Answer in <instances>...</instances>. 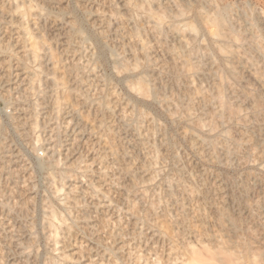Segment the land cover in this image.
<instances>
[{"label": "rangeland", "instance_id": "rangeland-1", "mask_svg": "<svg viewBox=\"0 0 264 264\" xmlns=\"http://www.w3.org/2000/svg\"><path fill=\"white\" fill-rule=\"evenodd\" d=\"M9 1L0 0V264H48L52 256L55 264H178L193 257V246L204 254L211 251L213 258L226 253L221 264H233L244 248H252L254 259L264 264V121L259 111L264 82L256 74L264 66V0H177L184 5L181 15L172 1L158 0L157 5L154 0L152 8L165 16L163 35L153 30V18L147 21L143 10L138 12L126 0H32L47 16L24 19L12 13ZM23 5L25 9L27 3ZM215 7L224 9L230 29L225 32L234 38L230 42L228 35L229 40L211 35L213 24L197 22L196 11L213 14ZM184 22L194 23L195 31L171 30L172 23ZM33 40L41 47L34 56L29 46ZM189 46L195 47L198 69L183 74L169 70L172 49ZM249 60L257 63L255 71ZM229 65L243 77H233ZM137 74L146 76L144 93L131 88ZM220 80L226 82L230 102L249 120L246 126L240 119L218 123L210 117L214 104L199 94H212ZM10 114L26 118L25 125ZM197 120L208 124L200 129ZM211 122L216 129L208 131ZM218 131L244 140L241 148L225 155ZM211 135L221 144L215 148L218 158L205 144L214 139ZM37 136L44 146L35 143ZM44 153L60 163L41 167L37 156ZM59 186V194L53 193ZM49 204L56 226H48ZM220 211L233 220L234 233L224 228ZM54 239L56 254L51 251Z\"/></svg>", "mask_w": 264, "mask_h": 264}, {"label": "bare ground", "instance_id": "bare-ground-1", "mask_svg": "<svg viewBox=\"0 0 264 264\" xmlns=\"http://www.w3.org/2000/svg\"><path fill=\"white\" fill-rule=\"evenodd\" d=\"M11 1V2H10ZM9 2L12 4H10L12 7H13V12L12 13H15V12H18L19 14H21V17H23V19H24V17H27L28 15H33V17L34 16H39L40 17V15H44V16H47V14L45 13V11L43 12V10L42 9H44V7L42 8V6L41 7H38V6H40L38 3H36V5H34L33 3H32V0H10ZM50 1H52V0H50ZM134 1V0H133ZM131 2L130 0H126V2L127 3H129V4H131L132 5V8L134 7L135 8V10H143V12L145 13V15H147V16H145V18H147L148 20L147 21H149V19L150 18H153L152 20H153V23H154V21H155V23H154V25H151L152 26V28H153V30L155 31V32H157V35H158V33H160V34H162L163 35V30H165L167 27H165V29H163L164 28V25H163V23H164V17L165 16H163V14L161 13V12H159V11H155L154 9L155 8H152V4H153V1L154 0H139L138 2L136 1H134V2ZM165 1H167V0H165ZM169 1H172L174 4H175V7L177 8V12H178V14H182L184 11H185V9L183 8L184 7V5H183V7H182V5L179 3V1H177V0H169ZM182 1V0H181ZM122 2H124V1H122ZM26 3H27V6H26ZM146 3H147V5H146ZM22 4H24L26 7H25V9H22ZM46 4H48V3H46ZM124 4H126V3H124ZM23 5V6H24ZM146 5V6H145ZM156 5V4H155ZM157 5H159L158 4V0H157ZM166 5H168V3L166 4ZM186 5V4H185ZM10 6V7H11ZM154 6V5H153ZM48 7H50L49 5H48ZM126 7H128V6H126ZM131 7V6H130ZM158 7V6H157ZM168 7V6H167ZM186 7H188V6H186ZM129 8V7H128ZM160 8V7H159ZM158 8V9H159ZM163 8V7H162ZM194 8V7H193ZM216 8V7H215ZM10 9H12V8H10ZM52 9V8H51ZM161 9V8H160ZM166 9V8H165ZM168 9V8H167ZM198 8H196V10H197ZM217 9V8H216ZM216 9H214L215 10V12L212 14V12L210 13H204V12H202L201 10H199V11H196L197 13H195L196 15V18H197V22H200L201 23V25H207L208 23H211V24H213L214 26H215V30L213 31V32H211V35H213V37H214V35H217V36H222L221 38H228V36L230 35V34H232V32L230 33V31H229V35L225 32V30L227 31L228 29H229V25H228V23H227V19H226V17H225V12H224V9L223 10H218L217 9V11H216ZM32 10H34L35 12H32ZM45 10H49V8L47 9H45ZM135 10H134V12H135ZM3 11V10H2ZM11 11V10H10ZM52 11V10H51ZM174 11H176V10H174ZM173 11V12H174ZM139 12V11H138ZM141 12V11H140ZM18 13H16V14H18ZM143 13V14H144ZM169 14H171L170 12H168ZM3 14V13H2ZM11 14V13H10ZM18 14V15H19ZM61 14V13H60ZM59 14V15H60ZM136 14V13H135ZM164 14H165V12H164ZM175 14V13H174ZM174 14H172V16L174 15ZM51 15V14H50ZM55 15H56V13H55ZM115 15V14H114ZM114 15H112V18H113V16ZM119 15V14H118ZM121 15V14H120ZM133 15V14H132ZM4 16V15H3ZM168 16V15H167ZM178 16V15H177ZM176 16V17H177ZM19 17H20V15H19ZM20 17V18H21ZM29 17V16H28ZM59 17V16H58ZM104 17V16H103ZM119 17H121V16H119ZM118 17V18H119ZM123 17V16H122ZM149 17V18H148ZM170 17V16H169ZM168 17V18H169ZM175 17V16H174ZM38 18V17H37ZM105 18V17H104ZM107 18H109V17H107ZM106 18V19H107ZM117 18V19H118ZM172 18V17H171ZM103 19V18H102ZM105 19V21H107ZM121 19H123V18H121ZM121 19H119V20H121ZM138 19H140V18H138ZM174 19V18H173ZM4 20V19H3ZM125 20V19H124ZM151 20V19H150ZM37 21V20H36ZM102 21H104V20H102ZM141 21V20H140ZM230 21V20H229ZM118 22H120V21H118ZM138 22V21H137ZM136 22V23H137ZM152 22V21H151ZM165 22H166V20H165ZM168 22V21H167ZM166 22V23H167ZM70 23V22H69ZM148 23V22H147ZM169 23H171V22H169ZM185 24L183 25H177V24H175V23H172V26L171 25H169V26H171V30L173 29V30H176L177 32L178 31H182V28H184L183 29V31L185 30V29H189V30H191V31H195V29H196V26H195V24L194 23H192V22H188V23H186V22H184ZM108 23H106V26H108L107 25ZM149 24V23H148ZM181 24V23H180ZM72 25V24H71ZM163 25V26H162ZM200 25V26H201ZM104 26H105V22H104ZM166 26H167V24H166ZM142 27V26H141ZM150 27V26H149ZM148 27V28H149ZM106 28H108L109 29V27H106ZM151 28V27H150ZM170 28V27H169ZM168 28V29H169ZM103 30V29H102ZM105 30V29H104ZM230 30V29H229ZM80 32V31H79ZM136 32H137V30H136ZM151 32V31H150ZM154 32V33H155ZM165 32H166V30H165ZM197 32V31H196ZM73 33V32H72ZM103 33V32H102ZM26 34V33H25ZM81 34H82V32H81ZM99 34H101V33H99ZM133 34H135V33H133ZM179 34H180V32H179ZM154 35H156V34H154ZM161 35V36H162ZM228 35V36H227ZM134 36H136V37H138V35H134ZM142 36V35H141ZM160 36V37H161ZM227 36V37H226ZM231 36V35H230ZM229 36V38H230V40H229V38L227 39V40H229V42L231 41V40H233V39H231V37ZM27 37V36H26ZM39 37V36H38ZM136 37H134V38H136ZM159 37V36H158ZM134 38H133V40H134ZM34 39V38H33ZM46 39V38H45ZM238 39V38H237ZM36 41H37V39H35ZM139 40H141L140 39V37H139V39H138V41ZM239 40V39H238ZM36 41H32L31 43H30V45H29V43H28V45L29 46H31V48H32V52H34V54H33V56L34 55H37V52H36V50H38L37 48H41L40 47V45L39 46H37V44H38V42L36 43ZM41 41V40H40ZM42 41H43V39H42ZM138 41H136V42H138ZM165 41V40H164ZM45 42V41H44ZM134 42H135V40H134ZM140 42H144V41H140ZM249 42V41H248ZM43 43V42H42ZM133 43V42H132ZM187 43V42H186ZM250 44H251V42H249ZM17 44V43H16ZM48 44V43H47ZM134 44V43H133ZM140 44V43H139ZM147 44V43H146ZM183 44V43H182ZM217 44V43H216ZM137 45V44H136ZM162 45H163V43H162ZM184 45V44H183ZM186 45H188V43L186 44ZM186 45H185V48H187L186 47ZM72 46V45H71ZM172 46V45H171ZM48 47V46H47ZM46 47V48H47ZM134 47V46H133ZM167 47V46H166ZM193 47V46H192ZM192 47L191 46H189L188 48V50L186 51V50H179V51H177V50H174V49H172L173 50V61L172 60H170V61H172V63H171V65H169L170 66V68H169V70L171 69V70H174L176 73L177 72H179V70L181 71V73L183 74V73H187V72H190L189 70L190 69H192V68H194V67H196L197 68V63L198 62H194V60H193V54L194 53H192V51H193V49L195 48H193L192 49ZM200 47V46H199ZM30 48V47H29ZM30 48V49H31ZM132 48V47H131ZM150 47L148 46V49H149ZM165 48V47H164ZM202 48V47H201ZM23 49H24V47H23ZM141 49V48H140ZM142 53L144 52V54L143 55H146L147 53H148V50H147V47L145 46V44H143L142 45ZM151 49V48H150ZM167 49V48H166ZM170 49V48H169ZM170 49V50H171ZM208 49V48H207ZM215 49H218V44L216 45V48ZM45 50V49H44ZM48 50V49H47ZM169 50V51H170ZM197 50V49H196ZM200 50V49H199ZM204 50V49H203ZM41 51V50H40ZM39 52V51H38ZM42 52H44V51H42ZM194 52V51H193ZM196 52H198V51H196ZM213 52V51H212ZM50 53H51V51H50ZM49 53V51H48V54H50ZM56 53V52H55ZM111 53V52H110ZM135 53V52H134ZM47 54V53H46ZM137 54V53H136ZM210 54V53H209ZM40 54H38V56H39ZM123 55V54H122ZM48 56V55H47ZM113 56V55H112ZM139 56V55H138ZM194 56H195V54H194ZM43 57V56H42ZM55 57V56H54ZM121 57V56H120ZM140 57V56H139ZM262 57L264 58V56H261V58L260 59H262ZM35 58V57H34ZM47 58V57H46ZM53 58V57H52ZM142 58V57H141ZM150 58V57H149ZM216 58V57H215ZM215 58L213 59V61H216L215 60ZM118 59H119V57H118ZM129 59V58H128ZM133 59V58H132ZM134 59L136 60V58L134 57ZM139 59V58H138ZM34 60V59H33ZM120 62H121V64H123L125 61V59L123 58V60L120 58ZM143 60V59H142ZM145 60H146V58H145ZM264 60V59H263ZM263 60H261L262 62H263ZM37 61V60H36ZM150 61H151V59H150ZM154 61V60H153ZM153 61H152V63H153ZM119 62V63H120ZM127 62V61H126ZM136 62V61H135ZM138 62V61H137ZM142 62V61H141ZM144 62V61H143ZM217 62V61H216ZM215 62V63H216ZM225 62V61H224ZM249 62V64L251 65V66H253L254 64H257V63H254V61H252V60H249L248 61ZM47 63V62H46ZM56 63V62H55ZM129 63V62H128ZM132 63V62H131ZM146 63H148L147 61H146ZM152 63H151V65H152ZM200 63V62H199ZM214 63V64H215ZM227 62H225V64H226ZM254 63V64H253ZM40 64V63H39ZM126 64V63H125ZM125 64H123L124 65V67L125 66H127V65H125ZM137 64V63H136ZM135 64V65H136ZM170 64V63H169ZM216 64H218V66H217V69L218 68H220V64L219 63H216ZM216 64H215V66H216ZM222 64V63H221ZM55 65V64H54ZM132 65V64H131ZM141 65V64H140ZM167 65V64H166ZM129 66H130V64H129ZM137 66H138V64H137ZM145 66H147V65H144V67ZM148 66H149V64H148ZM147 66V67H148ZM165 66V65H164ZM200 66V65H199ZM131 67V66H130ZM130 67H128L129 68V70L131 69ZM135 67V66H134ZM139 67V66H138ZM152 67V66H151ZM225 67V66H224ZM261 67L263 68H260V67H257V70H258V68H260V70H259V72H257V70H256V74L258 73V76H257V78L259 79L258 81H260V80H262L263 82H264V66H262V64H261ZM119 68H121V67H119ZM127 68V67H126ZM126 68H123V69H126ZM196 68H194V69H196ZM228 68V70L231 72H229L233 77H235V78H237L238 80H239V77H241L242 75H240L239 76V74L236 72V70H235V68L233 67V66H231V65H229V66H227L226 67V69ZM132 69H134V68H132ZM142 69V68H141ZM146 69V68H145ZM163 69V68H162ZM164 69H167V68H165L164 67ZM198 69V68H197ZM254 69H256V67L254 68V66L252 67V70H254ZM128 70V69H127ZM128 70V71H129ZM168 70V69H167ZM193 70V69H192ZM37 71V70H36ZM125 71V70H124ZM164 71V70H163ZM220 71V70H219ZM225 71V70H224ZM255 71V70H254ZM254 71L252 72V73H254ZM38 72H39V70H38ZM42 72V71H41ZM217 71H215V73H216ZM250 72V71H249ZM251 73V72H250ZM249 73V74H250ZM48 74V73H47ZM131 74V73H130ZM217 74H218V72H217ZM216 74V75H217ZM249 74H247V76H249ZM35 75H36V73H35ZM144 74H142V76H143ZM253 75V74H252ZM137 77H138V74L136 75ZM221 75L219 74V76L218 77H220ZM32 77V76H31ZM36 77H37V75H36ZM145 77L146 76H144V77H138V79H137V81H135V79H134V83H133V85L131 86V88H133L134 89V91H137V92H142V93H144V92H146V88L148 87L146 84H145ZM224 77V76H223ZM222 77V78H223ZM243 77V76H242ZM253 77H255V76H253ZM34 78H35V76H34ZM40 78V77H39ZM39 78H37V79H39ZM51 78V77H50ZM130 78V77H129ZM221 78V77H220ZM222 78H221V80H222ZM30 79V78H29ZM147 79V78H146ZM225 79V78H224ZM241 79H243V78H241ZM240 79V80H241ZM32 80V79H31ZM30 80V81H31ZM220 80V81H221ZM226 80V79H225ZM225 80H223V81H218V82H220L219 84H217L218 86H216V88H217V90L216 91H214L212 94H207L208 92H206L205 90V92H204V94H202V92L200 91V90H197L198 88H197V86H196V92H198V91H200V93L201 94H199V92H198V94L199 95H201L200 97H202V99L206 102V101H211L210 103L213 105L214 104V107L212 108V112H211V114H210V117L212 118V119H216V121H217V119H218V121L220 120V121H222V122H224V123H227L226 121H230V122H232L233 120H238V119H240V120H242V126H246L247 125V122H249V120L248 121H246L245 120V118H246V116H243V114H242V112H241V108L240 109H238L237 107H235L234 106V104H232L230 101H231V97L229 98L228 97V95H229V93H228V95L226 94V92H228V91H226L227 89H226V86H224L225 84L224 83H226V82H224ZM38 81V80H37ZM52 81L55 83V84H57V81H56V78H54V77H52ZM148 81V80H147ZM262 81H260V82H262ZM59 82V81H58ZM136 82V83H135ZM228 82V81H227ZM41 83V82H40ZM131 83V82H130ZM51 84H52V82H51ZM228 84V83H227ZM226 84V85H227ZM31 85H32V83H31ZM59 85V84H58ZM58 85H56L57 87H58ZM153 85V84H152ZM263 85V84H262ZM128 86V85H127ZM129 86H130V84H129ZM154 86V85H153ZM153 86H149V87H153ZM55 87V86H54ZM56 87V88H57ZM159 87H161V86H159ZM162 87H164V86H162ZM161 87V88H162ZM191 87V86H190ZM227 87H229V85L227 86ZM263 87H264V85H263ZM161 88H160V90H161ZM215 88V89H216ZM28 89V87L26 88V90ZM44 89V88H43ZM51 89H52V87H51ZM75 89V88H74ZM164 89V88H163ZM162 89V90H163ZM191 89H195V88H191ZM201 89V88H200ZM226 89V90H225ZM229 89V88H228ZM76 90V89H75ZM148 91H149V89H147ZM188 90V89H187ZM202 90H203V88H202ZM230 90V89H229ZM30 91V90H29ZM164 91V90H163ZM190 91V90H189ZM193 91H195V90H193ZM192 91V92H193ZM152 92V91H151ZM154 92H157L156 90H154ZM154 92H152V93H154ZM195 92V93H196ZM230 92V91H229ZM148 93V92H147ZM186 93H188V92H186ZM232 93H233V91H232ZM252 93V92H251ZM158 94V93H157ZM189 94V93H188ZM188 94H186L187 95V98H189L188 97ZM191 94V93H190ZM193 94V96H194V93H192ZM197 93H196V95H198ZM245 94H247L246 96L248 97L249 95H250V97L251 98H253V95L252 94H249V91H247V93H245ZM245 94H241L240 96L242 97H244V95ZM140 95V94H139ZM142 95V94H141ZM159 95V94H158ZM143 96V95H142ZM156 96V95H155ZM190 96V95H189ZM231 96H233V95H231ZM235 96H236V94H235ZM240 96H238L237 95V98H240ZM257 96V95H256ZM160 97H162V94H161V96ZM190 97H192V96H190ZM200 97H198L199 99H201ZM234 97V96H233ZM242 97V98H243ZM155 98H158L159 99V97H155ZM154 98V99H155ZM186 98V99H187ZM235 98V97H234ZM250 98V100H252ZM52 99V98H51ZM163 99H165V98H162V100ZM230 99V100H229ZM241 99V98H240ZM245 100L247 99V98H244ZM249 99V98H248ZM255 99H257V98H255ZM57 100V99H56ZM55 100V101H56ZM84 100V99H83ZM160 100V99H159ZM167 100V99H166ZM249 100V101H250ZM254 100V99H253ZM252 100V101H253ZM258 100H259V95H258ZM261 100V99H260ZM260 100H259V103H258V105L261 103L260 102ZM44 101H45V99H44ZM161 101V100H160ZM167 101H169V100H167ZM190 101H191V98H190ZM200 101V100H199ZM243 100H241V102H242ZM256 101V100H255ZM254 101V103H256ZM262 102H264L263 100H261ZM171 102V101H170ZM251 102V101H250ZM53 103H55V102H53ZM57 103H58V101H57ZM188 103H189V101H188ZM209 103V102H208ZM34 104H35V102H34ZM33 104V105H34ZM60 104V103H59ZM58 104V105H59ZM169 104V103H168ZM171 104V103H170ZM252 104V103H251ZM257 104V103H256ZM36 105H38L37 103H36ZM35 105V106H36ZM41 105H43V104H41ZM47 105V104H46ZM55 105V104H54ZM57 105V106H58ZM253 105V104H252ZM264 106L263 105V103L262 104H260V106ZM255 106L256 105H254V106H252L254 109H255ZM240 107V106H239ZM34 108H36V107H34ZM46 108V107H45ZM51 108V107H50ZM58 108V107H57ZM248 108V107H247ZM251 108V107H250ZM55 110H56V108H54ZM59 109V108H58ZM57 109V110H58ZM245 109V108H244ZM252 109V108H251ZM251 109H249V110H251ZM253 109V110H254ZM259 109V108H258ZM261 110H259L260 112H262V121L261 122H263L264 120V107H261L260 108ZM23 110V109H22ZM35 110V109H34ZM252 111V110H251ZM257 111V110H256ZM256 111L254 112V113H256ZM22 113V112H21ZM20 113V114H21ZM51 113V112H50ZM53 113V112H52ZM253 113V112H252ZM252 113H249L250 115L252 114ZM253 113V114H254ZM257 113H258V111H257ZM13 114V113H12ZM18 114V113H17ZM20 114L18 115V116H11V114L9 115V118H12V119H18V121H16V122H19L20 121V123H22V124H24L25 125V123H26V118H24V117H19L20 116ZM26 114V113H25ZM259 114V113H258ZM13 115H15V114H13ZM22 115V114H21ZM24 115V114H23ZM38 115V114H37ZM257 115V114H256ZM255 115V116H256ZM35 116V115H34ZM254 117V115H251V117ZM18 117V118H17ZM245 117V118H244ZM250 117V116H249ZM248 116H247V118H249ZM250 117V118H251ZM261 117V116H260ZM45 118H46V116H45ZM124 118H126V116L124 117ZM258 118H259V116H258ZM47 119V118H46ZM214 120H210V121H213L214 123H216ZM259 120H260V118H259ZM258 120V121H259ZM27 121H30V120H27ZM217 121V122H218ZM255 121V120H254ZM8 122H9V120H8ZM13 122V121H12ZM43 122V121H42ZM47 122V121H46ZM203 122L204 121H202L201 122V120L199 121V120H197L195 123H196V125H197V127L198 128H200V129H203V127H206V126H204V125H206V124H208V123H205L204 122V124H203ZM237 122H239V120L237 121ZM257 122V121H256ZM11 123V122H10ZM15 123V122H14ZM30 123V122H29ZM218 123H220V122H218ZM233 123V122H232ZM235 123V122H234ZM17 124V123H16ZM31 125L33 124L34 126H36L37 125V122H36V120H31V123H30ZM75 124V123H74ZM240 124V123H239ZM21 125V124H20ZM68 125V124H67ZM73 125V124H72ZM209 125H211L210 126V128L209 129H207L208 131L209 130H211V131H213V130H215L216 128V125H217V123H216V125H214V124H212V122H211V124H209ZM209 125H207V126H209ZM233 125V124H232ZM238 125V124H237ZM263 125H264V122H263ZM15 126V125H14ZM79 126V125H78ZM215 126V127H214ZM2 127H3V125L2 124H0V130L2 129ZM15 127H18V126H15ZM22 127V126H21ZM58 127H60L59 125H58ZM77 127V126H76ZM238 127V126H237ZM250 127V126H249ZM78 128H80V127H78ZM77 128V129H78ZM215 128V129H214ZM233 128H234V126H233ZM239 128V127H238ZM242 128V127H241ZM245 128V127H244ZM247 128V127H246ZM245 128V129H246ZM59 129V128H58ZM76 129V128H75ZM235 129H236V127H235ZM250 130V129H249ZM74 131V130H73ZM222 131V130H221ZM240 131H241V129H240ZM78 132H80L79 130H77V132L76 133H78ZM219 132V135L222 137V139L220 140L221 142L220 143H222V141H223V147H222V149H223V152H224V154L225 155H230V153L231 152H233V150H237V148L238 147H240L241 145H242V143H241V141H244V140H241L240 138H239V140L240 141H238V138H237V140L236 139H234V135L232 136V135H230V134H228L227 132H222V133H220V131H218ZM210 133V132H209ZM240 133V132H239ZM243 134V133H242ZM252 134V133H251ZM60 135V134H59ZM246 135V134H245ZM253 135V134H252ZM214 139H210V140H206L205 138V140H203V141H205V144L210 148H212L213 150H215V148L217 149V145H219V144H217L216 142H217V137L214 135H211ZM219 136V137H220ZM242 136V135H241ZM249 136H250V134H249ZM260 136H261V134H260ZM259 136V137H260ZM66 137V136H65ZM75 136H73V138H74ZM86 137V136H85ZM238 137V136H237ZM248 137V136H247ZM251 137V136H250ZM249 137V138H250ZM211 138V137H210ZM215 138L217 139V140H215ZM75 139V138H74ZM209 139V138H208ZM243 139V138H242ZM256 139V138H255ZM247 140H248V138H247ZM251 140V139H250ZM249 140V141H250ZM254 140V139H253ZM257 140H258V137H257ZM39 141H40V138L37 136L36 137V139H35V143L39 146V144H40V146L42 147V146H44V145H42V142H40L39 143ZM254 142V141H253ZM256 142V141H255ZM255 142H254V144H255ZM200 143H201V141H200ZM257 143H259V140L257 141ZM256 143V145H258ZM217 144V145H216ZM230 144H231V146L233 145V147H230ZM253 144V145H254ZM260 144V143H259ZM201 145L203 146V144L201 143ZM205 145V146H206ZM221 145V144H220ZM249 145V144H248ZM251 145V144H250ZM261 145H262V143H261ZM204 146V147H205ZM252 146V145H251ZM251 146H249V147H251ZM255 146V145H254ZM263 146V145H262ZM35 147V146H34ZM51 147V146H50ZM256 147V146H255ZM241 148V147H240ZM239 148V149H240ZM243 148V147H242ZM252 148V147H251ZM262 148V147H261ZM44 149H47V151H49L51 148H44ZM220 149V148H219ZM34 151L35 150H37V147L36 148H34L33 149ZM209 151H210V149H208ZM44 152V151H43ZM50 152H55V150H52L51 149V151ZM211 152H216L215 154L214 153H211V154H213L212 156H217V158H218V152L215 150V151H212L211 150ZM47 153V152H46ZM220 153V152H219ZM50 154V155H49ZM223 154V153H222ZM232 154V153H231ZM44 155L45 156H43V154H42V156L43 157H39V156H37L38 158V164L41 166V167H43L44 165H45V163L46 162H50V163H60V161H61V159H56V158H54V157H52L51 156V153H48V154H45L44 153ZM220 155H221V153H220ZM63 159V158H62ZM63 161V160H62ZM77 161H78V159H77ZM68 163V162H67ZM62 164V163H61ZM57 166V165H56ZM49 167V166H48ZM51 168V167H50ZM54 169V168H53ZM128 167H127V170H126V168H124V170H125V172H128ZM123 170V171H124ZM130 170V169H129ZM50 171H51V169H50ZM53 171V170H52ZM55 172V171H54ZM54 172H50V173H54ZM130 172V171H129ZM128 172V173H129ZM58 173V172H57ZM127 173V174H128ZM60 174H61V176H59V177H62L63 176V172L61 173L60 172ZM60 174H58V175H60ZM64 174H65V172H64ZM125 174V173H124ZM126 174V175H127ZM55 175V174H54ZM58 175H57V177H58ZM66 175H67V173H66ZM49 176H50V174H49ZM52 176V175H51ZM124 176V175H123ZM68 177V176H67ZM52 178V177H51ZM54 179V178H53ZM52 179V180H53ZM60 179V178H59ZM65 179V178H64ZM63 180V179H62ZM50 181V180H49ZM51 182V181H50ZM60 182V181H59ZM63 182V181H62ZM260 185V184H259ZM54 186H56V185H54ZM62 187V186H61ZM61 187L59 186V187H56V189H55V191H53V193H58V192H60L62 189H61ZM131 187V186H130ZM64 188H65V186H64ZM70 189V188H69ZM66 190V189H65ZM126 190H128V188L126 187ZM126 190H125V192H126ZM130 190V189H129ZM136 191V190H135ZM134 192V191H133ZM128 193V192H127ZM59 194V193H58ZM57 194V195H58ZM65 195H66V193H65ZM55 196V195H54ZM53 196V197H54ZM56 197V196H55ZM54 197V198H55ZM61 197V196H60ZM59 196H57V199L58 200H60L59 202H63V201H61L62 199L60 198ZM66 197V196H65ZM66 198H68V197H66ZM65 200V199H64ZM48 201H50V200H48ZM47 201V202H48ZM65 202H67L66 200H65ZM261 203H262V201H260ZM259 202V203H260ZM68 203H70V201L68 202ZM72 203V202H71ZM260 203V207H263V210H264V203H262L261 204ZM63 204H64V202H63ZM48 205V204H47ZM50 205V204H49ZM72 205V204H71ZM64 206V205H63ZM67 206H69V205H67ZM258 206V205H257ZM45 206H43V208H44ZM46 207H48V209H50V218L48 219V226H50V225H54L53 223H54V221L53 222H51L50 221V219L52 220V218L54 217V210L52 209V206L50 205V206H46ZM65 208V207H64ZM47 209V208H46ZM260 209V208H259ZM220 210H224V209H220ZM262 210V211H263ZM57 212V211H56ZM264 212V211H263ZM49 213H47V215L49 214ZM260 213H261V210H260ZM227 213L226 212H224V211H220V215H219V219L220 218H222V222H224V224H225V226H224V228L226 229V231L228 232V233H234V222H233V220L230 218V216L228 217L227 215H226ZM45 215V214H44ZM46 216V215H45ZM62 217V216H61ZM46 218V217H45ZM54 218H56V217H54ZM264 219V218H263ZM46 220V219H45ZM260 220H262V219H260ZM49 221L52 223H49ZM42 222V221H41ZM47 222V221H46ZM264 222V221H263ZM61 223H63V222H61ZM44 224V223H43ZM223 224V225H224ZM237 224V223H236ZM264 224V223H263ZM45 225V224H44ZM76 225V224H75ZM54 226H56V225H54ZM59 226V225H58ZM61 227V226H60ZM71 227V226H70ZM223 227V226H222ZM51 228V227H50ZM53 228V227H52ZM47 229V228H46ZM55 229V228H54ZM57 229V228H56ZM55 229V230H56ZM64 229V228H63ZM225 229L223 230V231H225ZM47 230H49V229H47ZM53 230V229H52ZM67 230V229H66ZM50 232L52 233L53 231H51L50 230ZM58 232V231H57ZM57 232L55 233L56 234V236H57ZM53 233V236L52 237H54L55 238V234ZM227 233V235H231V234H228ZM48 235V234H47ZM52 235V234H51ZM118 235V234H117ZM116 235V236H117ZM234 235V234H233ZM49 236H50V234H49ZM48 237V236H47ZM51 237V236H50ZM49 238V237H48ZM67 238V237H66ZM118 237H116V239H117ZM119 238H120V236H119ZM220 238V237H219ZM230 238V237H229ZM32 239V238H31ZM46 239V238H45ZM11 240V239H10ZM48 240V239H47ZM218 240V239H217ZM221 240V239H220ZM52 241V240H51ZM58 241H57V239H54V241H53V245H52V247L53 248H51V251H53L54 252V250L55 251H57L58 250V248L56 249V246H57V243ZM238 242V241H237ZM49 243V242H48ZM51 244L52 243H50V246H51ZM118 246V245H117ZM121 246H123V245H121ZM246 246H248V245H246ZM250 247V246H249ZM187 248H188V246H187ZM193 248H194V246H193ZM193 248H189V250H190V252H191V254H192V256L193 257H191L190 258V256H189V260H187V261H180L178 264H217L216 262V260H218V258H219V256H216L215 258H213L215 255H213V253L210 251V253L209 252H207V250H206V248H205V246L204 247H202L201 248V246H200V249H203V248H205V252H207V253H205L204 254V251H203V253L202 252H200V250H199V248H198V250H194ZM53 249V250H52ZM208 249V248H207ZM243 249V248H242ZM251 250V252H250V250ZM114 250V253L117 255L118 253L117 252H119L118 250H120V246H118V247H116L115 249H113ZM113 250H111V251H113ZM188 250V249H187ZM210 249H208V251H209ZM222 250H223V248H222ZM225 250V249H224ZM252 248H248V247H246V248H244L243 249V251H242V254H241V259L240 260H238V258L237 259H235V261H233L232 263L233 264H262L261 263V261L259 262V260H256V259H254V257L252 256L253 254H251L252 253ZM20 252H21V250H20ZM225 252H227V251H225ZM55 253V252H54ZM62 253V252H61ZM60 253V254H61ZM211 253H212V257H209L208 255H211ZM222 253V252H221ZM56 254V253H55ZM63 254V253H62ZM226 253H223V254H221V256H220V258H219V260H218V264H219V261H220V264L222 263V262H224L225 261V259H226V257L227 256H223V255H225ZM240 254H238V256L240 255ZM54 255V254H53ZM197 255V256H196ZM49 256H50V254H49ZM57 256V255H56ZM119 256V255H118ZM224 257V261H222L223 259V257ZM66 257V256H65ZM64 257V258H65ZM196 257V258H195ZM222 257V258H221ZM60 258H62V259H64L63 257H61L60 256ZM213 258V259H212ZM37 259V258H36ZM66 259V258H65ZM221 259V260H220ZM47 260V259H46ZM71 260V259H70ZM216 261V262H215ZM55 261H54V258H53V256L52 257H49L48 258V260H47V262L46 263H48V264H55L54 263ZM57 263V262H56ZM225 263H228V261L226 260V262ZM14 264V263H13ZM32 264V263H31Z\"/></svg>", "mask_w": 264, "mask_h": 264}]
</instances>
